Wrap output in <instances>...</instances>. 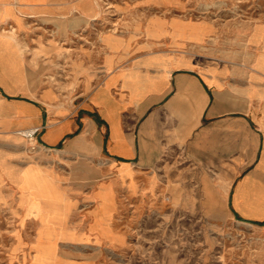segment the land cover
Returning a JSON list of instances; mask_svg holds the SVG:
<instances>
[{
  "label": "crops",
  "instance_id": "crops-1",
  "mask_svg": "<svg viewBox=\"0 0 264 264\" xmlns=\"http://www.w3.org/2000/svg\"><path fill=\"white\" fill-rule=\"evenodd\" d=\"M46 2L0 0V227L8 220L36 225L26 245L21 229L12 230L16 250L36 252L47 244L38 237V212L51 201L59 207L70 202L69 212L59 210V216L81 206L73 214L81 218L80 230H69L57 244L124 247L126 218L145 210L147 196L159 188L149 171L162 157L159 142L166 137L172 151L179 135L201 136L212 153L250 154L230 195L228 188L223 195L236 217L264 226V18L235 17V26H246V37L235 35L228 45L222 16L195 19L167 11L151 20L154 35L137 41L131 34H105L103 50L84 52L103 57L104 74L94 84L87 77L91 85L84 82L75 95L49 85L37 97L16 96L13 89L25 75L13 36L4 34L9 25L14 30L7 19L17 23L21 12ZM75 3L86 14L97 5ZM180 5L159 2L167 10ZM24 130H36L37 154ZM67 161L75 163L70 170ZM72 177L75 196L68 195Z\"/></svg>",
  "mask_w": 264,
  "mask_h": 264
},
{
  "label": "rangeland",
  "instance_id": "rangeland-1",
  "mask_svg": "<svg viewBox=\"0 0 264 264\" xmlns=\"http://www.w3.org/2000/svg\"><path fill=\"white\" fill-rule=\"evenodd\" d=\"M95 1V8L85 9L87 14L76 7V0H49L32 11L21 12L17 23L7 19L14 30L9 25L4 34L13 36L25 75V81L13 89L16 96L37 97L49 85L75 95L84 82L88 87L90 79L94 84L104 74L103 57L85 56L84 52L103 50L101 38L105 34H131L137 41L147 33L154 35L151 20L167 11L195 19L222 16L228 45L233 44L235 35L239 39L246 37V26H235V17L264 18V0H170L182 6L172 10L161 8V0ZM13 7L20 10V6ZM2 61L10 64L7 58ZM23 134L28 135L26 130ZM30 141L29 149L37 154L38 144L33 138ZM159 143L162 157L152 161L149 169L159 180V188L147 196L145 210L126 218L130 236L124 247L95 248L69 243L67 239L57 244L69 230H80L77 221L81 218L73 214L81 206L75 205L68 217L59 216V210L69 212L70 202L59 207L51 201L47 203L51 211L42 203L38 212V237L47 244L40 245L36 252L31 247L16 250L12 230L21 229L26 245L34 239L36 225L8 220L3 230L0 227V264H14L20 257L23 261L17 264H54L56 260L82 264H264V226L236 217L228 203L250 154L209 152L201 136L196 141L193 136L188 140L179 135L172 151L166 137ZM66 163L69 170L75 165ZM70 179L68 195L75 196V179ZM34 186L39 187V183ZM227 188L228 196L223 195ZM40 191L34 190L36 194Z\"/></svg>",
  "mask_w": 264,
  "mask_h": 264
},
{
  "label": "built area",
  "instance_id": "built-area-1",
  "mask_svg": "<svg viewBox=\"0 0 264 264\" xmlns=\"http://www.w3.org/2000/svg\"><path fill=\"white\" fill-rule=\"evenodd\" d=\"M36 130H34L32 133L26 135L29 139L34 138Z\"/></svg>",
  "mask_w": 264,
  "mask_h": 264
},
{
  "label": "bare ground",
  "instance_id": "bare-ground-1",
  "mask_svg": "<svg viewBox=\"0 0 264 264\" xmlns=\"http://www.w3.org/2000/svg\"><path fill=\"white\" fill-rule=\"evenodd\" d=\"M34 130H29V131H27L26 130V133H28V134H30V133H32ZM34 139V138H33ZM36 144V143H35Z\"/></svg>",
  "mask_w": 264,
  "mask_h": 264
}]
</instances>
